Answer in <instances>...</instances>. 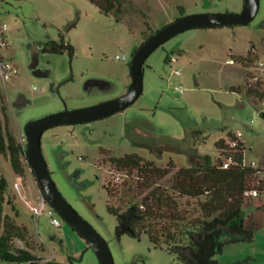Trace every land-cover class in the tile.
<instances>
[{
    "label": "rangeland",
    "instance_id": "obj_1",
    "mask_svg": "<svg viewBox=\"0 0 264 264\" xmlns=\"http://www.w3.org/2000/svg\"><path fill=\"white\" fill-rule=\"evenodd\" d=\"M131 2L134 6L128 4L118 20L89 0H0V23L8 25L9 41L3 53L19 69L7 83V96L0 92V101L19 139L30 120L62 110L64 102L76 108L124 95L132 81L133 53L152 31L182 15L239 13L244 7V0ZM263 25L264 0H260L249 24L183 31L149 55L143 66V92L133 104L102 119L54 126L43 133L42 147L55 182L107 240L115 264L181 263L145 233L118 235L119 223L108 210L104 185L116 172L123 173L118 183L127 186H135L138 177L136 171L118 170L107 151L118 157L137 153L158 166L173 162L178 168L190 167L199 156L218 158L216 144L234 133L245 143L246 159L264 171L263 106L232 89L244 88L248 73L256 74L255 64L264 58ZM50 39L73 45L74 54L43 52L41 44ZM248 57L246 68L241 62ZM20 94L28 99L22 108L15 105ZM0 171L9 182L4 215L28 228L33 252L43 257L35 264H100L71 226L52 224L48 206L40 217L34 214L30 204L39 203L41 191L31 168L24 165L20 191L8 153L0 154ZM263 205L258 197L245 199L243 215L254 238L226 244L216 256L220 264H264ZM22 242L26 247L27 241Z\"/></svg>",
    "mask_w": 264,
    "mask_h": 264
},
{
    "label": "trees",
    "instance_id": "obj_2",
    "mask_svg": "<svg viewBox=\"0 0 264 264\" xmlns=\"http://www.w3.org/2000/svg\"><path fill=\"white\" fill-rule=\"evenodd\" d=\"M89 1L118 20L126 6L132 4L131 0ZM234 25L239 24L228 26ZM41 49L46 53L68 52L70 55L75 50L69 43L51 39L43 42ZM248 62L249 57L243 58L241 63L247 68ZM247 76L244 88L232 89L263 104L264 83L252 81L255 78L251 73ZM5 112L6 107L0 101V154L8 153L15 172L20 174L24 165L31 166ZM260 115L264 120L263 109ZM228 139L236 141L238 137L229 133ZM216 145L220 153L218 158L199 156L193 166L182 168H177L173 162L165 167L158 166L137 153L118 157L107 151L105 155L118 170L129 174L136 171L138 177L135 186L118 183L114 177L107 179L104 185L108 210L117 217L119 226L125 223L131 227L135 237L147 234L156 247H165L181 264H220L216 256L226 244L251 241L254 231L246 225L243 206L248 192L264 191V180L259 182L258 171L244 165L246 146L243 141L234 147L226 140ZM226 162H231L228 168H225ZM124 186L127 187L122 195ZM8 189L9 182L0 171V261L35 264L43 257L33 252L28 228L19 225L10 215H4ZM18 240H26V247H21ZM87 246L91 248L88 243Z\"/></svg>",
    "mask_w": 264,
    "mask_h": 264
},
{
    "label": "water",
    "instance_id": "obj_3",
    "mask_svg": "<svg viewBox=\"0 0 264 264\" xmlns=\"http://www.w3.org/2000/svg\"><path fill=\"white\" fill-rule=\"evenodd\" d=\"M259 7L260 0H244L243 10L239 13L206 12L178 17L150 35L136 48L130 64L132 81L124 95L83 107L69 108L65 104L62 110L32 119L25 125L27 157L40 187L41 195L48 200L49 205L62 216L65 222L87 241L95 251L100 264H115L110 246L103 235L79 213L59 189L43 151V133L54 126L90 122L124 110L142 94L144 86L143 66L149 55L160 45L189 29L249 24L256 17ZM27 103L28 99L25 95L20 94L15 105L22 108ZM78 174L74 175L72 179L75 180ZM124 233L133 235L134 231L123 223L119 226L118 235L121 236Z\"/></svg>",
    "mask_w": 264,
    "mask_h": 264
},
{
    "label": "built area",
    "instance_id": "obj_4",
    "mask_svg": "<svg viewBox=\"0 0 264 264\" xmlns=\"http://www.w3.org/2000/svg\"><path fill=\"white\" fill-rule=\"evenodd\" d=\"M7 24H1L0 23V92L3 94V96H7L8 94V81L15 76L18 75L19 69L16 66V64L8 59L3 51L7 50L9 48V41H8V36H7ZM117 58L119 59H125V56L118 55ZM234 58L231 59V62H234ZM255 69H256V74L254 73V78L255 80H264V58L263 59H258V61L255 64ZM176 74H181L180 71H177ZM176 90L180 93L183 92L182 86H176ZM263 110H264V103L262 104ZM238 140L233 141V140H228L230 146L234 147L236 146L239 142L242 141L241 136L237 135ZM20 142L23 146V149L27 151V139L25 135H22L20 137ZM231 162H226L225 163V168H228L230 166ZM244 165L248 168H252L256 171H258V176L260 178L259 182H262L264 180V171L261 170V166H259V163L255 161H250L246 159L244 161ZM32 169V168H31ZM123 173L121 172H116L114 173V180L119 181L121 179ZM24 186V177L23 174H17V180L15 187L18 191ZM248 197H258L262 200H264V191H260L258 189H253L252 191L247 193ZM49 207L47 213L50 216L52 220V224L57 227L61 228L64 224H66L65 220L58 214V212L49 205V202L43 198V196H40V201L38 204H30V208L34 212V214L38 217L46 213V207ZM18 244L21 247H24V243L22 240H18Z\"/></svg>",
    "mask_w": 264,
    "mask_h": 264
},
{
    "label": "flooded vegetation",
    "instance_id": "obj_5",
    "mask_svg": "<svg viewBox=\"0 0 264 264\" xmlns=\"http://www.w3.org/2000/svg\"><path fill=\"white\" fill-rule=\"evenodd\" d=\"M34 68H36V65H34ZM37 72L40 73V74H42V75H47L46 72L45 73L44 72H39V71H37ZM52 90L58 91V87H56V88L53 87ZM64 104H66V103L64 102ZM64 107H65V105H64ZM85 123H87V122H85ZM70 125H76V124H70Z\"/></svg>",
    "mask_w": 264,
    "mask_h": 264
},
{
    "label": "crops",
    "instance_id": "obj_6",
    "mask_svg": "<svg viewBox=\"0 0 264 264\" xmlns=\"http://www.w3.org/2000/svg\"><path fill=\"white\" fill-rule=\"evenodd\" d=\"M177 167V166H176ZM178 168V167H177ZM72 228V227H71ZM73 229V228H72ZM76 232V231H75ZM78 234V233H77ZM79 235V234H78ZM80 236V235H79ZM81 237V236H80ZM82 238V237H81ZM83 239V238H82ZM86 241V240H85ZM86 243H87V241H86Z\"/></svg>",
    "mask_w": 264,
    "mask_h": 264
}]
</instances>
